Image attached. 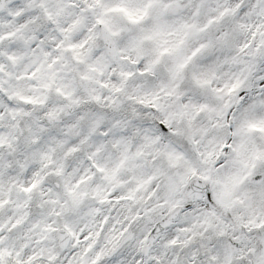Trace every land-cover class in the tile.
Instances as JSON below:
<instances>
[{
	"label": "snow or ice",
	"instance_id": "6c2138e0",
	"mask_svg": "<svg viewBox=\"0 0 264 264\" xmlns=\"http://www.w3.org/2000/svg\"><path fill=\"white\" fill-rule=\"evenodd\" d=\"M0 264H264V0H0Z\"/></svg>",
	"mask_w": 264,
	"mask_h": 264
}]
</instances>
